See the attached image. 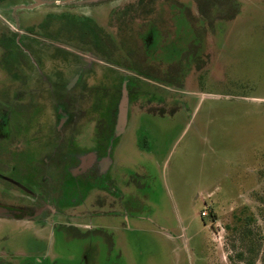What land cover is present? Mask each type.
<instances>
[{
  "label": "rangeland",
  "instance_id": "1",
  "mask_svg": "<svg viewBox=\"0 0 264 264\" xmlns=\"http://www.w3.org/2000/svg\"><path fill=\"white\" fill-rule=\"evenodd\" d=\"M134 1L90 5L53 1L16 10L22 27L58 7L80 5L98 26L107 27L112 21L106 30L111 38L93 46L74 37L72 27L66 38L55 34L59 44L23 41L43 59L42 70L53 74L48 81L11 80L0 66V89L18 90L25 105L42 108L43 135L53 125L54 105L66 82L55 76L65 72L64 67L51 64H65L66 74L74 66L82 67L84 77L74 90L84 92L85 114L74 145L97 148L109 159L105 190L97 196L103 212L98 236L58 224L44 229L24 224L11 230L0 246L22 250V264H264L261 249L248 258L239 233L246 225L258 232L262 223L254 195L264 188V0H176L181 7L173 0L151 1V14L141 17L155 24L147 23L141 31L130 23L132 18L120 19L129 12L124 6ZM29 2L8 0L7 8ZM196 9L219 11L204 17ZM182 10H192L191 20ZM54 23L58 25L57 20ZM70 23L81 24L71 19ZM192 26L204 28L206 34L196 38ZM173 27H177L175 38L161 43L163 28L170 33ZM81 28L82 34L93 36V43L92 29ZM149 28H155L153 40L143 50L147 56L143 59L131 48ZM65 46L91 51L103 65L86 66ZM126 51H133V56ZM160 59L165 61L161 66L146 65ZM120 85L128 99L118 132L115 109ZM111 181L115 194L106 191ZM80 195L72 190L66 209L82 217L80 211L91 212L96 196L93 190L81 207H75ZM203 210L208 213L205 217L200 215ZM87 217L76 221L91 228L96 221ZM8 228L0 226V236Z\"/></svg>",
  "mask_w": 264,
  "mask_h": 264
},
{
  "label": "flooded vegetation",
  "instance_id": "2",
  "mask_svg": "<svg viewBox=\"0 0 264 264\" xmlns=\"http://www.w3.org/2000/svg\"><path fill=\"white\" fill-rule=\"evenodd\" d=\"M7 1L0 0V66L7 70L6 76L11 80L23 81L25 78H30L48 81L49 77L53 75L46 74L42 70L44 67L43 59L35 57L29 48H25L23 41L31 42L30 44L37 43L39 46L46 43L59 44L60 42L55 41L57 39L55 34L66 38L70 36V27L75 30L73 36L84 45L93 46L97 42L102 43V40L111 38L110 33L106 30L111 28L112 21L109 19L107 27L98 26L93 19L85 13L83 14L81 10L83 6L80 4H77L80 5L79 8L70 6L66 10H60L59 5H57L58 9L48 11L39 22L22 27L18 16L15 15L16 10L20 7L15 6L9 10ZM82 1H77V3H83ZM151 1L156 3L158 0H135L131 4L125 5L124 7L129 12L124 11L126 16L123 14L120 19L130 17L133 19L130 23L137 24L139 31L145 30L144 25L147 23L155 24V21L150 18L143 19L141 17L151 14L148 12V8H152L153 3ZM172 2L177 7H181L176 0ZM30 3L31 1L27 4ZM63 6L66 8L67 5ZM182 11L191 20L193 17L191 15L192 10ZM196 11L206 17L208 13L212 14L219 10L202 11L196 9ZM70 19L81 24L68 26L71 24ZM54 20H57V26H54L56 24ZM83 25L92 29L95 35L93 43V36L89 32L87 35L81 33ZM173 28L174 32L170 30V33L163 28L164 31L160 35L161 43L175 38L177 27ZM201 28L192 26V33L197 34L196 38H198V34H206L204 28ZM154 29H146L144 38L140 42L134 43L131 48L137 53H141L143 59H147L143 50H146L153 40ZM65 47L77 53L86 66L103 65L99 55L93 54L91 51H76ZM96 51L98 54H103L101 49H96ZM111 52L115 56L116 52L114 50ZM132 52L126 51L125 54L132 55ZM132 56L129 59L133 58ZM163 62L165 61L160 59V61L150 62L146 65L148 68L154 69L155 66H161ZM51 66L64 67L62 69L65 72L55 76L66 82L62 85L63 93L58 95L59 100L54 105L53 125L44 135L39 124V114L43 113L42 108L32 104L25 105L23 103L24 94L18 90H12L9 93L6 87L2 86L0 89V208L6 210L5 213L0 212V226H7L10 229L8 233L0 236V243L8 240L11 230L21 229L24 224L34 225L42 229L45 226L51 228V226L58 224L73 231L96 232V236L103 230L98 221L103 212L98 209L97 196L105 190L104 180L107 177L109 158L100 153L97 148L82 150L74 145L80 135V126L85 114L84 105L81 104L84 100V92L80 88L79 90L74 89L77 82L82 81L84 72L81 70L82 67L74 66L71 68L72 71L69 70V73L66 74L65 64H51ZM25 69H29V71L25 72ZM32 69H35L36 72ZM98 75L97 70H95L93 76L97 79L99 78ZM120 76L123 78L126 73L125 75L121 73ZM126 92V88L120 85L119 100L115 109L117 126L119 123L118 105L124 93L128 99ZM63 102L65 105L72 103L75 105L69 108ZM72 184L74 185L72 186ZM106 189L108 193L113 194L117 191L112 181L107 183ZM72 190H78L81 193V200L74 201L72 204L75 207H81L84 200L86 201L87 194L95 191V201L93 199L90 203V205L93 204L90 209L91 212L80 211L82 217L68 212L69 209L66 207L71 204ZM95 205L96 207H94ZM23 211H26V214ZM84 217L94 219L95 225L90 228L86 224L76 221V219L80 220ZM22 254V250H11L0 246V264H22Z\"/></svg>",
  "mask_w": 264,
  "mask_h": 264
},
{
  "label": "trees",
  "instance_id": "3",
  "mask_svg": "<svg viewBox=\"0 0 264 264\" xmlns=\"http://www.w3.org/2000/svg\"><path fill=\"white\" fill-rule=\"evenodd\" d=\"M255 201L258 205V213L261 218V227L258 232H254L250 225L244 226L240 229L239 233L241 235L242 245L245 246L246 253L249 254L248 258L253 259L256 253L262 252V260L264 261V188L258 191L254 195ZM244 252V251H242ZM239 258H244L243 253H240Z\"/></svg>",
  "mask_w": 264,
  "mask_h": 264
},
{
  "label": "water",
  "instance_id": "4",
  "mask_svg": "<svg viewBox=\"0 0 264 264\" xmlns=\"http://www.w3.org/2000/svg\"><path fill=\"white\" fill-rule=\"evenodd\" d=\"M31 3L26 5V6H18L20 8H23V7H27V8H33V7H36L38 5H42V4H47V3H50V2H53V1H61L62 3H77V1H80V0H30ZM106 0H83V4L85 5H90V4H98L100 2H104ZM126 107H127V99H126V94L124 93L120 102H119V105H118V126H117V131H121L122 129V126L124 124V121H125V114H126ZM0 212L2 213H5L6 210L5 209H2L0 208ZM9 212V211H8ZM23 213L26 214V211H23Z\"/></svg>",
  "mask_w": 264,
  "mask_h": 264
},
{
  "label": "built area",
  "instance_id": "5",
  "mask_svg": "<svg viewBox=\"0 0 264 264\" xmlns=\"http://www.w3.org/2000/svg\"><path fill=\"white\" fill-rule=\"evenodd\" d=\"M207 214H208V213H207L206 211H204V210L200 212V215H201L202 217L207 216Z\"/></svg>",
  "mask_w": 264,
  "mask_h": 264
}]
</instances>
